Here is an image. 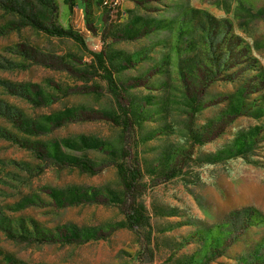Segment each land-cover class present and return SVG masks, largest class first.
<instances>
[{
  "label": "rangeland",
  "instance_id": "rangeland-1",
  "mask_svg": "<svg viewBox=\"0 0 264 264\" xmlns=\"http://www.w3.org/2000/svg\"><path fill=\"white\" fill-rule=\"evenodd\" d=\"M104 1L55 0L86 50L0 9V264H138L148 238L154 264H264V0H121L119 19ZM90 51L131 106L146 230L121 209L130 140Z\"/></svg>",
  "mask_w": 264,
  "mask_h": 264
},
{
  "label": "trees",
  "instance_id": "trees-1",
  "mask_svg": "<svg viewBox=\"0 0 264 264\" xmlns=\"http://www.w3.org/2000/svg\"><path fill=\"white\" fill-rule=\"evenodd\" d=\"M23 0H0V9L6 12L14 13L21 19L25 20L33 28L43 32L51 37L69 38L78 43L83 49H87L85 41L72 31L64 29L55 23L57 17V5L55 0H36L38 6L46 10L49 14L45 22L41 21L38 16L31 9H25ZM70 9L73 8L72 0H64ZM112 3V1H111ZM22 4V5H21ZM114 17L119 19L121 17V7L118 6L112 9ZM97 62L98 68L101 72L100 77L107 83L109 92L118 100L120 109L117 115L109 118V122L114 126L122 129L126 140L130 142L123 147L120 160L115 164L122 187L124 199L121 203L122 212L125 215L126 221L130 228L137 230H146V217L138 205L139 197L144 193L145 186L143 184V172L141 169L140 161L135 155L134 144L136 140L135 121L132 117L131 106L126 97L123 95L113 72L106 64L102 53L89 52ZM68 166L76 168L84 173L91 175L98 174L102 168H96L87 160H76L68 164ZM174 174H169L168 179H171ZM6 236L12 240L21 242H49V238H33L29 236H16L10 230H4ZM147 238V237H146ZM145 238V239H146ZM154 250L150 245V239L144 240L141 245V251L138 254V264H154Z\"/></svg>",
  "mask_w": 264,
  "mask_h": 264
},
{
  "label": "built area",
  "instance_id": "built-area-1",
  "mask_svg": "<svg viewBox=\"0 0 264 264\" xmlns=\"http://www.w3.org/2000/svg\"><path fill=\"white\" fill-rule=\"evenodd\" d=\"M111 1H112V3H111ZM120 1L121 0H105L104 5L109 7V8L115 9L118 6H120V3H121Z\"/></svg>",
  "mask_w": 264,
  "mask_h": 264
}]
</instances>
